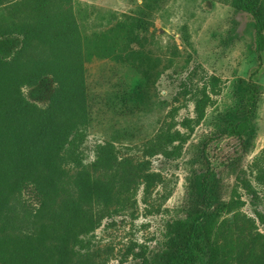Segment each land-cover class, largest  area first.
<instances>
[{
	"label": "rangeland",
	"instance_id": "1",
	"mask_svg": "<svg viewBox=\"0 0 264 264\" xmlns=\"http://www.w3.org/2000/svg\"><path fill=\"white\" fill-rule=\"evenodd\" d=\"M17 1L0 0V22ZM72 2L83 68L68 58V72L23 92L45 108L60 82L55 97L83 107L61 151L97 208L77 264H264V0L259 18L241 0ZM101 157L113 181L89 190L85 167ZM16 197L9 223L26 231L41 200L28 183ZM7 250L45 264L0 234Z\"/></svg>",
	"mask_w": 264,
	"mask_h": 264
},
{
	"label": "trees",
	"instance_id": "2",
	"mask_svg": "<svg viewBox=\"0 0 264 264\" xmlns=\"http://www.w3.org/2000/svg\"><path fill=\"white\" fill-rule=\"evenodd\" d=\"M259 4L260 0H241L240 6L259 18ZM12 10V21L0 22V58L11 61V70L0 73V234L8 244L27 246L30 255L45 259V264H77L82 259L78 234L95 226L97 208L80 195L79 168L61 151L83 118V107L77 97H55L60 82L55 83L45 108L31 104L23 88L37 87L47 77L68 72L71 63L66 59L71 57L82 69V48L87 49L72 21V0H19ZM85 171L89 190L95 183L109 186L113 181L106 157ZM25 183L33 186L41 200L32 228L26 231L19 221L9 223L18 202L16 193ZM0 260L14 264L9 250L0 254ZM192 260L179 259L175 264H192Z\"/></svg>",
	"mask_w": 264,
	"mask_h": 264
}]
</instances>
